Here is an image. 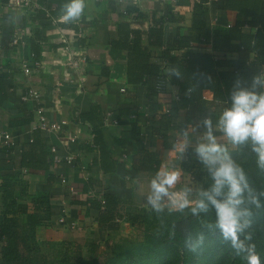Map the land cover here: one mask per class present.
Masks as SVG:
<instances>
[{"label":"trees","instance_id":"16d2710c","mask_svg":"<svg viewBox=\"0 0 264 264\" xmlns=\"http://www.w3.org/2000/svg\"><path fill=\"white\" fill-rule=\"evenodd\" d=\"M222 4L225 9L236 13L234 24L227 27L206 28L207 9L200 3L193 6L188 34L181 33V29L176 27L173 33L166 36L164 28L167 21L175 19L171 11L167 18H153L148 30L149 42L163 46L162 61L170 67L177 66L182 78L167 74L169 86L176 90L177 100L174 103L157 102L156 105V102L150 101L151 109L159 108L164 112L158 117H145L139 124L137 120L133 121L130 138L139 141L150 128L149 131L158 133L166 145L167 132L180 126L175 119L182 112L185 113L182 124L202 133L206 131L202 122L210 117L216 136L219 132L214 127L223 110L231 106L230 93L237 86V80L241 81L239 86L250 88L252 78L258 76L260 83L257 90L264 91L261 78L264 65V0H223ZM131 34L133 39L125 44L127 83L144 85L150 99L158 94L155 83L161 65L151 61L149 51L140 44L139 32L132 30ZM200 45L203 51L190 50ZM37 53L36 50L33 58L38 59ZM205 91L212 93L211 99L205 97ZM4 97L1 74L0 105H3ZM32 119L33 116L28 115L16 124L11 122L10 126H29ZM81 119L91 126L93 138L87 143L88 147L97 148L101 169L111 173L115 165L103 137L100 106L93 104L88 112L81 114ZM148 121L152 126H147ZM52 134L33 130L29 142L19 145L22 168H45L48 161H52L51 148L41 151L45 144L55 146L52 140L50 142ZM145 150H140L138 167L157 171L160 167L157 154ZM43 152L48 156L46 165L40 160ZM228 152L244 169L255 192H264V171L257 166V156L250 142L234 146ZM181 167L190 173L191 184L195 188L193 199L201 189L211 186V177L196 153L189 155ZM108 181L101 187V182L88 177L84 181V189L68 192L71 204L85 205L87 213L90 209L97 210V225L101 232V235L92 232L85 244H73L67 240L52 241L42 233L57 216L63 217V206L59 202L45 191L31 195L21 176L0 175V264H246L242 256L236 255L228 244L220 241L217 230L209 228L215 219L212 211L193 215L190 208L178 211L163 207L156 212L148 204L137 206L131 198L110 192ZM260 200L264 204V196H260ZM253 211L249 231L253 233L256 251L261 264H264V209ZM120 221L137 228V234L115 239L105 237L104 231H115ZM201 234L203 245L196 251L185 247V240L198 243ZM42 246L53 249V258L42 251ZM100 246H104L103 250Z\"/></svg>","mask_w":264,"mask_h":264},{"label":"crops","instance_id":"0c3cea01","mask_svg":"<svg viewBox=\"0 0 264 264\" xmlns=\"http://www.w3.org/2000/svg\"><path fill=\"white\" fill-rule=\"evenodd\" d=\"M27 1L29 8L14 6L9 4V0H0V75H3L5 90L3 105H0V130L10 131L17 140L16 150L7 156L0 150V175L21 176L31 195L45 191L63 206V217L57 216L49 226L60 232L57 239H65L64 234L68 231H81L87 236L92 232L101 235L97 210L90 209L87 213L85 205L69 202V188L84 189V181L88 177L101 182V187L109 180L110 192L131 198L137 206L147 204L149 182L162 168L174 167L181 172L175 191L185 186L191 187L189 180L190 184H182L190 173L181 167V163L195 153V146L202 141L204 133L192 131L182 124L184 112L175 119L180 126L167 132L166 145L158 133L149 131L150 128L139 141L129 137L132 122L137 120L139 124L145 117H158L164 111L151 109L150 104L174 103L176 90L169 86L166 92L149 99L144 85L127 83L125 44L133 39L132 30L139 32L140 44L149 51L151 61L159 63L168 74L170 66L161 58L163 46L149 42L148 30L153 18H167L169 11L174 14V21H167L164 28L168 36L176 27L181 29V33L188 34L195 3L206 7L205 27L208 29L234 24L235 11L225 9L223 0H85L86 7L80 19L74 23H63L59 17L62 5L68 0ZM47 13L56 23L48 21ZM21 27L25 29L23 43L12 45L10 36ZM65 37L86 57L79 70L70 69L59 49ZM200 46L190 50L203 51V46ZM36 50L38 59L33 58ZM175 53L179 54L180 51ZM23 59L27 60L29 66H33L35 61L40 63L31 80L21 70ZM261 78L264 89V68ZM29 86L39 91V96L22 101L20 97ZM121 88L124 90L121 91ZM204 93L207 99L212 98L211 92ZM93 104L99 105L103 114L102 133L115 165L111 173L101 169L99 151L87 144L92 141L93 135L90 124L81 119V114L88 112ZM37 106L43 108L49 121L61 123V130L51 135L50 142L53 141L59 154L75 156L72 165H56L52 161L47 163L45 160L48 156L43 152L40 160L45 165L47 163L45 168L27 169L20 166L19 145L29 142L32 132L27 125H10L28 115L34 117ZM147 126H152L149 121ZM214 128L219 132L217 141H224L223 133L218 127ZM70 137L74 138L73 142L69 141ZM181 142L189 145L183 154L174 147ZM51 147L45 144L41 151L46 152ZM142 148L157 154L160 160L157 171L138 167ZM62 176L67 179L66 184L60 182ZM190 199H193V194ZM122 223L128 224L120 221L115 231H104L105 237L117 233Z\"/></svg>","mask_w":264,"mask_h":264},{"label":"clouds","instance_id":"9594fccd","mask_svg":"<svg viewBox=\"0 0 264 264\" xmlns=\"http://www.w3.org/2000/svg\"><path fill=\"white\" fill-rule=\"evenodd\" d=\"M85 7V0H68L62 5L60 21L76 22ZM168 72L172 77L182 78L175 65ZM240 83V80L236 81L237 86L230 93L231 106L223 110L216 127L233 146L250 142L257 156V166L264 171V91L257 90L258 76L252 78L250 88L241 87ZM202 123L206 131L194 151L211 177V186L201 189L195 199H190L191 187L174 190L181 179V172L174 167H165L157 171L149 182L147 204L156 212L161 211L166 202L170 210L190 208L193 215L212 211L215 219L209 228L218 231L220 241L228 244L236 255L242 256L246 264H261L253 233L249 230L253 223V210L264 209L260 200L264 192H255L244 169L231 157L227 147L217 141L211 118H204ZM174 147L183 154L189 145L181 142ZM203 240L201 234L198 243L185 240L184 244L190 251H196L203 245Z\"/></svg>","mask_w":264,"mask_h":264},{"label":"built area","instance_id":"2783aa9c","mask_svg":"<svg viewBox=\"0 0 264 264\" xmlns=\"http://www.w3.org/2000/svg\"><path fill=\"white\" fill-rule=\"evenodd\" d=\"M9 4H12L17 7H28L29 8V2L27 0H9ZM48 21L51 24L56 23V20L47 13ZM25 34L24 28H17L14 30L10 36V43L12 45H18L20 43H23L22 39ZM59 49L63 52L66 60L67 65L72 70H79L81 64L85 63L86 57L84 54L79 52L75 49L73 46V43L68 37H65L62 41V45L59 47ZM40 63L38 61H35L33 66H29L26 59H23L21 61V70L24 74V76L31 80L35 73L37 72L39 68ZM264 68V65H263ZM156 90L158 91V94H161L163 92H166V90L169 88V81L167 77V73L164 72V69L160 67V71L157 75L156 79ZM124 89L121 88V91ZM39 96V91L34 89L33 87L29 86L25 92L21 95L22 101H29L31 99H36ZM206 97V96H205ZM174 100H177V95H174ZM29 130L32 132L33 130H42L48 133H57L61 130V123L56 121H49L48 118L44 114V110L41 106H37L34 110V117L32 121L30 122L28 126ZM70 142L74 141L73 137L69 138ZM17 148V140L16 137L8 130H0V150L7 156L8 154L12 153ZM52 152V162L56 165L61 164H67L72 165L75 161V156L73 154H67V155H61L58 153L56 148L54 146L51 147ZM24 172H26V169H23ZM191 178V177H190ZM60 182L62 184L67 183V179L62 176L60 177ZM74 191L72 187L69 188V192Z\"/></svg>","mask_w":264,"mask_h":264},{"label":"rangeland","instance_id":"374dc122","mask_svg":"<svg viewBox=\"0 0 264 264\" xmlns=\"http://www.w3.org/2000/svg\"><path fill=\"white\" fill-rule=\"evenodd\" d=\"M219 143L224 144L227 147V149L234 148V146L231 143H229L225 138H224V141H221ZM187 178L188 179H186V180H182V182H184L182 184H185V185L190 184V183H188V180L191 181L190 176H188ZM191 183H192V181H191ZM190 186L194 192L195 188L192 186V184ZM164 207H166V208L169 207L167 202L165 203ZM42 233H43V235H45L44 236L45 238L50 239L52 241L67 240V241L72 242L73 244H78V243L79 244H85L86 238L88 237L87 235H85L81 231H68L64 234V236L66 237L65 239H61V238L57 239L56 238L58 236L57 234L60 232H58V230H56V229H52L51 227L46 229L45 232L42 231ZM87 234H89V233L87 232ZM136 234H137V228L131 227L126 223H122L121 229L120 230L118 229L117 233H115V234L112 233L107 237L115 239V238H118L119 236H132V237H134ZM103 247L104 246H100V250H103ZM42 251L44 253H46L48 256H50V258H53V252L54 251L52 248H50V247L47 248L46 246H42Z\"/></svg>","mask_w":264,"mask_h":264}]
</instances>
